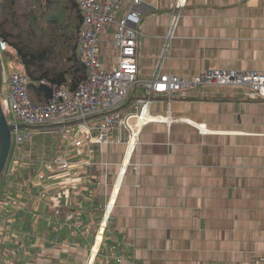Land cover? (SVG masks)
I'll return each instance as SVG.
<instances>
[{
	"label": "crops",
	"instance_id": "crops-1",
	"mask_svg": "<svg viewBox=\"0 0 264 264\" xmlns=\"http://www.w3.org/2000/svg\"><path fill=\"white\" fill-rule=\"evenodd\" d=\"M120 1L117 19L133 3ZM176 1L140 0L139 76L155 72ZM117 28L110 22L100 35L103 69L118 65ZM15 60L11 70L21 71ZM208 68L264 72V0H186L161 71ZM144 97L132 88L125 110ZM149 113L140 127L132 119L130 158L126 141L99 144L84 134L80 153L71 146L73 161L92 164L74 167L81 182L59 219L50 205L68 185L45 178L47 205L37 172L68 152L65 139L24 128L32 137L12 148L0 181V264H253L264 256V98L211 85L155 95Z\"/></svg>",
	"mask_w": 264,
	"mask_h": 264
},
{
	"label": "built area",
	"instance_id": "built-area-1",
	"mask_svg": "<svg viewBox=\"0 0 264 264\" xmlns=\"http://www.w3.org/2000/svg\"><path fill=\"white\" fill-rule=\"evenodd\" d=\"M77 2L82 13V26L76 50L79 58L86 64L88 77L72 94H68L55 83L42 79L40 84L50 88L51 97L46 103H34L29 95L30 79L19 70L13 71L9 76V91L3 92L2 89L1 99L6 117L10 118L9 122L15 126L12 131L14 140L11 146L14 150L32 137L29 130L19 125L44 129L52 125L55 132L61 133L64 137L65 144L77 147L75 150L77 153H80L83 146L84 134H89L99 144L126 141L127 156L130 158L136 144L132 119L136 118V124L139 126V119L144 115L150 117L149 107L155 95L163 94L168 99H172L175 93L185 89L202 90L206 86L218 85L248 88L256 97L264 98V72L208 68L188 76L161 71L164 58L176 36L186 0H177L174 4L163 54L157 61L155 72L149 77L138 75L139 67L136 59L137 38L141 33L138 29L141 14L137 8L140 0H133L132 6L118 19L117 13L122 8L120 0H77ZM113 21L118 24L116 41L119 46V61L115 69L108 70L101 66L99 38L106 26ZM0 51H7V43L4 40H0ZM134 87L145 89V97L136 102L134 109L127 111L124 104L128 92ZM91 117L96 119L92 122L87 121ZM73 119L80 121L77 129L68 125ZM169 119L168 117L167 120ZM71 158V153L68 152L58 154L44 162L41 170L37 172L41 187L40 197L47 205L50 204L44 183L45 174L58 172V177L68 185L65 196L59 192L53 195V203L50 206L56 216L62 213L63 200L65 205L69 206V189L76 188L81 182L74 167L92 164L90 161L73 162ZM111 207V204L107 206L105 222L110 217ZM65 218L73 219L74 214L68 213ZM253 264H264V256L257 258Z\"/></svg>",
	"mask_w": 264,
	"mask_h": 264
},
{
	"label": "trees",
	"instance_id": "trees-1",
	"mask_svg": "<svg viewBox=\"0 0 264 264\" xmlns=\"http://www.w3.org/2000/svg\"><path fill=\"white\" fill-rule=\"evenodd\" d=\"M81 26L77 0H0V40L15 53L21 72L30 79L32 102L50 99L42 79L68 94L87 79L86 64L76 50Z\"/></svg>",
	"mask_w": 264,
	"mask_h": 264
},
{
	"label": "water",
	"instance_id": "water-1",
	"mask_svg": "<svg viewBox=\"0 0 264 264\" xmlns=\"http://www.w3.org/2000/svg\"><path fill=\"white\" fill-rule=\"evenodd\" d=\"M2 84H3V77H2V66L0 60V178L2 173L5 169V166L8 162V158L10 155V150L13 142V135L12 131L14 129V125L11 124L4 113V109L2 106ZM48 91L49 95H51V90L49 87L43 86ZM21 128L28 127L27 125H19Z\"/></svg>",
	"mask_w": 264,
	"mask_h": 264
},
{
	"label": "rangeland",
	"instance_id": "rangeland-1",
	"mask_svg": "<svg viewBox=\"0 0 264 264\" xmlns=\"http://www.w3.org/2000/svg\"><path fill=\"white\" fill-rule=\"evenodd\" d=\"M176 37V36H175ZM0 60H1V66H2V77H3V92H7L8 91V88L6 86V82H7V77L9 76L10 73H12L13 71H18L17 69H14V70H11V67H10V64L12 65H17L18 62L15 60V54L13 53L12 50H9V51H0ZM20 71V70H19ZM21 72V71H20ZM193 90H198V91H201V89H193ZM49 97H51L49 95ZM10 120V118H8ZM89 119V118H88ZM73 121H79L78 119H73ZM51 129V132H55V129L54 127L51 125L49 126ZM48 128V127H47ZM56 134V133H55ZM13 135V140H14V134ZM72 145L70 144H65L64 147H68L66 150L68 151V154H70L72 151H73V147H71ZM61 156V155H60ZM9 159V158H8ZM75 162V161H73ZM59 173L58 172H54L52 171V174L51 175H47L45 174V177L46 178H50L51 180L52 179H57V182L60 183L59 181L62 180L61 178L58 177ZM37 248L40 246V245H36ZM38 252V251H37Z\"/></svg>",
	"mask_w": 264,
	"mask_h": 264
},
{
	"label": "bare ground",
	"instance_id": "bare-ground-1",
	"mask_svg": "<svg viewBox=\"0 0 264 264\" xmlns=\"http://www.w3.org/2000/svg\"><path fill=\"white\" fill-rule=\"evenodd\" d=\"M221 70H230V69H221ZM232 79H236V78H232ZM248 89V88H247ZM249 90V89H248ZM8 91H9V89H8ZM7 91V92H8ZM249 92L250 93H252V91H250L249 90ZM253 94V93H252ZM254 95V94H253ZM148 119H149V117H148V115H144L141 119H139V121H138V124H139V126H142L143 124H145V123H147V121H148ZM88 121V120H87ZM204 129H201V131H203ZM61 217H63L62 216V214H60V213H58V219L59 218H61ZM37 218L38 219H45V220H48L49 218L48 217H44L43 215H37ZM21 233V235L23 234L22 232H20ZM22 238H23V236H22ZM24 240V239H23ZM8 253H9V255H15L16 254V252L15 251H8Z\"/></svg>",
	"mask_w": 264,
	"mask_h": 264
},
{
	"label": "clouds",
	"instance_id": "clouds-1",
	"mask_svg": "<svg viewBox=\"0 0 264 264\" xmlns=\"http://www.w3.org/2000/svg\"><path fill=\"white\" fill-rule=\"evenodd\" d=\"M8 163V162H7Z\"/></svg>",
	"mask_w": 264,
	"mask_h": 264
}]
</instances>
